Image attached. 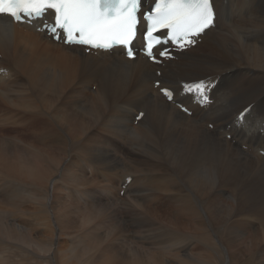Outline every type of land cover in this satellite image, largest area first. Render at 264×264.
Listing matches in <instances>:
<instances>
[{
	"label": "bare ground",
	"instance_id": "1",
	"mask_svg": "<svg viewBox=\"0 0 264 264\" xmlns=\"http://www.w3.org/2000/svg\"><path fill=\"white\" fill-rule=\"evenodd\" d=\"M211 2L207 52L159 65L0 16V132L18 129L0 139V179L30 202L22 264H264V0ZM204 78L216 85L198 107L182 84Z\"/></svg>",
	"mask_w": 264,
	"mask_h": 264
},
{
	"label": "snow or ice",
	"instance_id": "2",
	"mask_svg": "<svg viewBox=\"0 0 264 264\" xmlns=\"http://www.w3.org/2000/svg\"><path fill=\"white\" fill-rule=\"evenodd\" d=\"M101 4L103 12L100 10ZM136 6L137 0H0V14H6L18 22L33 23L34 20L43 22L49 11L54 10V23L45 24V28L53 34L61 29L67 37L66 43L107 47L108 44L102 41L113 40L121 45L129 42L135 25ZM154 11L155 15L149 17L152 24L146 35L151 37L157 25L170 29L171 38L179 41L178 47L181 49L196 43L194 37L214 25L211 0H157ZM110 13L114 15L110 16ZM147 47L151 52L152 45ZM128 55L131 56L132 52L129 51ZM210 85L211 81L201 80L186 88L203 97L197 102L206 106L210 103ZM160 91L168 99H173L167 89L161 87Z\"/></svg>",
	"mask_w": 264,
	"mask_h": 264
},
{
	"label": "rangeland",
	"instance_id": "3",
	"mask_svg": "<svg viewBox=\"0 0 264 264\" xmlns=\"http://www.w3.org/2000/svg\"><path fill=\"white\" fill-rule=\"evenodd\" d=\"M207 48H208L207 43L201 44L200 42L196 46H194L193 49H194V52H201V51H205ZM14 77H18V76H14ZM8 80L16 81L17 79L8 78ZM92 89H95V84H92ZM211 126L212 125H209L208 127L210 128ZM219 127H224V126L220 125ZM17 133H18V129L10 126L6 128L5 131L0 132V139H2L3 136H4L3 138H5L6 136L17 135ZM218 183L221 189H224L228 192L231 191V190H228L226 186H224L221 180H219ZM126 186L124 187L121 186L120 190H125ZM120 190H119L118 195H120V197H123L124 192ZM226 195L229 196L228 193H226ZM238 196L239 197L242 196L244 199L248 197V195H240V194H238ZM248 198L258 199L254 195H249ZM22 199L23 198H22L21 189L17 185H11L10 183H5L4 181L0 179V225H1L0 264H22L23 263L22 255H21L22 254V243L20 241V237L23 231L18 230V228L23 227L22 226V209L27 207L26 203L30 204V202L23 201ZM230 206H231V202L226 197L217 199V201L213 205V208H217V213H218L217 220L218 221H221V222L223 221L224 217L227 214V209ZM262 206L263 204L261 205V208H264V206L263 207ZM164 207L166 208V211L173 208V206L169 203L168 200L164 202ZM233 224L236 225L237 223L235 222Z\"/></svg>",
	"mask_w": 264,
	"mask_h": 264
}]
</instances>
